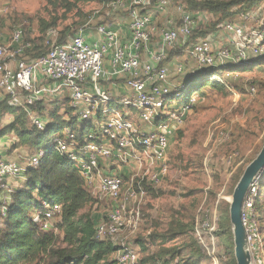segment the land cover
Returning <instances> with one entry per match:
<instances>
[{
    "label": "built area",
    "instance_id": "obj_1",
    "mask_svg": "<svg viewBox=\"0 0 264 264\" xmlns=\"http://www.w3.org/2000/svg\"><path fill=\"white\" fill-rule=\"evenodd\" d=\"M104 2L108 14L114 9L128 12L127 28L112 23L86 25L63 40L56 29H50L44 40L48 50L37 56L29 52L37 44L26 39L21 26L8 42L0 41V103L9 97V103L21 107L39 130L51 122L49 110L55 105L62 107L59 114L66 127L53 136V146L76 164L84 188L95 200L92 204L109 205L102 213L91 214L97 218L95 238L120 246L116 255L119 264H141L139 250L127 239L142 222L147 186L159 185L168 173L172 138L199 101L198 94L187 93L185 79L175 84L171 79L187 78L199 69L249 64L263 56L264 9L222 21L217 29L227 34L228 43L217 47L211 33L192 39L202 23L201 13H194L183 2L175 7L172 17L167 14L171 0ZM258 15L263 17L258 20ZM171 50L179 53L167 61ZM181 52H186L197 69L188 70ZM220 71L211 72L209 80L231 90L229 76ZM175 97L176 103L171 101ZM39 103L47 110L32 108ZM208 134V154L230 139V133L217 123L209 127ZM44 154L38 150L20 156L22 159H0V189L4 192L0 213H5L8 194L23 185L28 168L37 167ZM239 156L237 151L230 153L227 165L233 166ZM236 169L232 168L233 172ZM263 173L250 186L242 208L250 252L254 260L260 253L261 264L264 236L257 204ZM221 198L222 194L212 210L200 208L193 228L195 240L213 264H221L225 257L218 251ZM62 216L59 203L47 202L35 220L49 231Z\"/></svg>",
    "mask_w": 264,
    "mask_h": 264
},
{
    "label": "rangeland",
    "instance_id": "obj_2",
    "mask_svg": "<svg viewBox=\"0 0 264 264\" xmlns=\"http://www.w3.org/2000/svg\"><path fill=\"white\" fill-rule=\"evenodd\" d=\"M236 1L238 0H171L167 14L168 17L175 16V7L178 3H185L194 13H201L199 19L202 20V23L195 30L192 39L205 37L211 33L214 46L220 47L228 43L227 34L218 30L214 23L211 24L213 19L211 12H215L210 9L208 3L227 5ZM106 4L107 2L104 0L91 2L0 0V32L3 36L8 37L6 41L8 42L18 26L23 28L27 37H38L41 33L42 22L54 26L62 40L68 34H73L86 25L112 23L116 28H127L130 19L128 12L125 9H114L108 14ZM225 7L216 13L222 19L227 18L225 16L229 12V7ZM200 8H206L208 11L198 10ZM260 8L264 9V0H260L251 9L259 10ZM262 17V15H258V20ZM216 32L219 34L217 35ZM178 53L171 50L167 61L172 60ZM180 56L181 60L186 61L189 71L197 69V64L187 56L186 52H181ZM225 74L227 77L229 76L231 90L213 87L210 84L201 91L195 92L199 95L198 104L171 140L168 152V173L159 185L152 186L151 189L147 188V196L142 204V222L138 231L127 239V242L132 243L137 250H140V242L153 247L152 237L156 238L157 242L164 247L175 245L178 239L170 238L167 231L171 219L178 217L186 223L190 222L193 226L200 208L212 210L220 194H222V198L218 205V213L222 218L223 212H226L230 207L239 173H243L245 167L264 145V65L255 70H230ZM184 79L185 76H173L171 81L175 84L176 80L183 81ZM252 87H255V91L251 90ZM184 94L185 92H182V95ZM171 101L176 103L177 98L175 97ZM71 113L74 112L71 111ZM8 120L9 118L5 117V122ZM214 123L228 131L230 139L208 154L209 149L207 148L206 152H203L200 150V145L203 144V147H206L208 130ZM2 127L3 122L0 125V128ZM62 127H66V124L63 123ZM15 140L13 134L1 138L0 153L4 151L5 146L11 149ZM10 149L8 153L13 154V157L19 156L18 159H22L20 156H25L29 152L23 148L17 152L16 150L10 151ZM234 151L239 152L240 156L233 166H229L226 160L228 155ZM199 164L203 168L198 166ZM235 167L237 169L233 172L232 168ZM21 183L24 184L25 179ZM196 189H201L203 192L192 193V190ZM222 190H224L223 193ZM108 207L106 202H99V204L87 206L83 213L99 214ZM185 207L194 210L192 221L183 217ZM262 212L264 214V206ZM261 226L264 229L263 222ZM192 228L190 225L188 234L195 241ZM218 251L224 255L227 252L221 235ZM140 256L142 257V253ZM256 257L258 259H253L254 264H261L260 253Z\"/></svg>",
    "mask_w": 264,
    "mask_h": 264
},
{
    "label": "trees",
    "instance_id": "obj_3",
    "mask_svg": "<svg viewBox=\"0 0 264 264\" xmlns=\"http://www.w3.org/2000/svg\"><path fill=\"white\" fill-rule=\"evenodd\" d=\"M75 2H91L94 0H74ZM260 0H238L225 5L224 3H208L214 23L218 25L227 19H234L244 12L250 11ZM229 7V12L222 19L217 16L222 8ZM198 10H207L200 8ZM253 10V9H251ZM229 15V17H228ZM54 26L42 22L41 33L38 37H26L37 44L29 51L34 56L44 54L48 46L44 45L45 36ZM195 34V33H194ZM264 65V55L252 60L249 64L220 68L230 70H255ZM220 69H199L189 74L185 81L189 84L188 92H199L208 85L229 90L226 86L209 80L211 72H221ZM9 97L0 103V125L8 117L5 125L0 128V139L13 134L16 142L11 145L10 151L25 148L29 152L44 150V157L37 167L28 168L25 183L8 194L9 202L5 213H0V264H119L116 258L120 246L110 240L95 238V223L97 218L83 210L95 200L84 188L83 180L78 174L76 164L66 155L58 152L53 146V136L62 128L64 120L59 114L61 106L55 105L49 110L51 122L44 130H39L32 124L27 113L21 108L9 103ZM43 112L47 107L39 103L32 107ZM69 109H67L68 111ZM66 111V106H65ZM52 134H54L52 136ZM207 147L200 145V150L206 152ZM203 168L202 165H198ZM241 172L237 182L241 177ZM204 176V174H203ZM262 192L258 199L260 230L264 236V173L261 178ZM148 189L152 186L148 185ZM203 190H192L200 194ZM4 192L0 189V200ZM55 202L63 207L61 220L55 223L54 228L44 231L35 220L41 215L45 203ZM1 204V202H0ZM219 209V206H218ZM183 217L192 221L194 210L185 207ZM218 236H223L227 249L221 264H237L234 253V236L230 221L229 209L219 215ZM195 224V223H194ZM194 224L186 223L181 218H172L169 224L168 236L177 238L175 245L164 247L152 237V246L140 242L139 251L142 253L141 264H212V260L203 251L198 242L188 234V228ZM192 228V233H193ZM193 235V234H192ZM194 237V236H193ZM140 253V254H141ZM264 264V263H263Z\"/></svg>",
    "mask_w": 264,
    "mask_h": 264
},
{
    "label": "water",
    "instance_id": "obj_4",
    "mask_svg": "<svg viewBox=\"0 0 264 264\" xmlns=\"http://www.w3.org/2000/svg\"><path fill=\"white\" fill-rule=\"evenodd\" d=\"M264 172V145L254 159L245 167L236 183L229 207L230 221L234 236V253L237 264H254L242 222V208L245 196L255 178Z\"/></svg>",
    "mask_w": 264,
    "mask_h": 264
},
{
    "label": "crops",
    "instance_id": "obj_5",
    "mask_svg": "<svg viewBox=\"0 0 264 264\" xmlns=\"http://www.w3.org/2000/svg\"><path fill=\"white\" fill-rule=\"evenodd\" d=\"M157 20H158L159 23H161V22L163 21V17H162L161 15H159V16L157 17ZM216 34L218 35L219 33L216 32ZM7 40H8V37H7L6 35L3 36V34L0 32V41H2V42H6ZM9 149H10V148H8L7 146H5L4 151H2V153H0V159H16L17 157H19V156H15V157H13V154L8 153V152H9ZM20 149H22V147H21V148H17V149H16V152H17L18 150H20ZM23 149H25V148H23ZM25 150H26V149H25ZM9 154H10V155H9ZM16 155H17V154H16Z\"/></svg>",
    "mask_w": 264,
    "mask_h": 264
}]
</instances>
